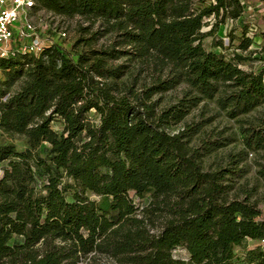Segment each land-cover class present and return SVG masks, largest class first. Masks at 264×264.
Segmentation results:
<instances>
[{"label":"trees","instance_id":"16d2710c","mask_svg":"<svg viewBox=\"0 0 264 264\" xmlns=\"http://www.w3.org/2000/svg\"><path fill=\"white\" fill-rule=\"evenodd\" d=\"M35 2L36 10L99 23L93 36L112 41L76 57L57 43L39 56L0 59V130L30 146L18 152L0 145V165L7 163L0 168V264H264L260 247L242 260L236 253L246 241L264 239V210L248 195L227 193L240 154L230 155L229 167L207 171L203 159L222 144L190 146L194 126L170 131L203 98L218 96L232 117L264 105V65L242 67L254 53L243 54L254 43L249 32L231 58L204 44L226 21L239 23L242 0ZM254 36L264 41V32ZM122 57L152 83L123 81L127 66L111 64ZM180 83L190 88L187 97L159 110L154 96ZM57 119L61 133L52 129ZM244 134L247 149H264V122ZM43 143L50 147L41 150ZM148 197L140 210L135 200ZM178 248L187 250V261L173 257Z\"/></svg>","mask_w":264,"mask_h":264},{"label":"rangeland","instance_id":"374dc122","mask_svg":"<svg viewBox=\"0 0 264 264\" xmlns=\"http://www.w3.org/2000/svg\"><path fill=\"white\" fill-rule=\"evenodd\" d=\"M242 2L246 8V13L239 20V23L226 21L220 26L219 30L204 41V44L208 50L222 53L227 58H231L236 52L242 53L238 49L239 40L242 33L248 31V35L254 38V43L243 54L244 56H249L250 52L254 53L252 59L246 61L242 67L248 71H259L261 66L264 65V53L261 52L264 41L260 37L254 36V34L260 35V33L264 32V0H242ZM32 16L44 38H54L58 44L62 45L65 50L72 52L75 57L76 54L84 50H98L111 44V35L100 33L98 36H93L95 32L100 30L99 23L91 25L90 22L78 16L73 18L62 17L46 10H35ZM210 22L213 23L214 20L212 19ZM84 28H88V31L85 32ZM210 29L211 26H208L204 31H209ZM59 30L66 31V38H59ZM231 35L236 38L234 41L230 40ZM219 40L224 43L223 49L215 46ZM111 64L113 66H127V73L123 81H128L138 87L152 83V77L148 72H143L139 66H136L127 57L111 61ZM25 79L26 77L24 76L11 84L9 86V93L14 94L17 92ZM4 81L5 76L0 74V82ZM189 91L190 88L185 83H180L166 92L155 95L154 100L159 103V110L169 108L185 99ZM194 95L195 92L191 94V96ZM90 116L93 122H99L97 114L93 112ZM263 122L264 105H260L247 114L232 117L229 109H223L219 105L217 96L213 99L203 98L196 106H191L189 115L180 124L172 127L170 131L178 133L187 126H194L197 128V131L188 138L190 146L199 147L204 141H217L222 144V147L211 152L203 159L202 165L207 171H217L221 168L229 167L230 155L240 154L242 161L238 166L239 172L228 176L225 181V184L229 187L227 193L230 197L239 195L240 198L248 195L251 202H254L259 208L264 210V149H256L255 146L253 149H247L244 143V131L251 126L258 127ZM63 128L64 124L60 119L52 123V129L57 133H61ZM0 145H14L18 152H23L30 148L26 137L11 136L3 133L1 130ZM49 147L47 143H43L40 149L44 150ZM6 166L7 163H4L0 165V168L3 169ZM1 174L2 171H0V176ZM68 183L73 184V181L69 179ZM73 193L74 189L67 191V200L70 202L73 201ZM86 196L92 201L99 200V197L94 194L87 193ZM150 200V197L144 200L136 199L135 203L142 210L149 205ZM257 247L264 250V239L260 241L248 240L242 247L236 248L239 260L245 257L247 250ZM173 257L178 260L187 261L189 254L185 248H178L173 252ZM100 264H109V262L101 259Z\"/></svg>","mask_w":264,"mask_h":264},{"label":"built area","instance_id":"2783aa9c","mask_svg":"<svg viewBox=\"0 0 264 264\" xmlns=\"http://www.w3.org/2000/svg\"><path fill=\"white\" fill-rule=\"evenodd\" d=\"M35 5V0H0V59L39 56L58 43L52 37H43L32 16ZM59 31V38H66V31Z\"/></svg>","mask_w":264,"mask_h":264},{"label":"crops","instance_id":"0c3cea01","mask_svg":"<svg viewBox=\"0 0 264 264\" xmlns=\"http://www.w3.org/2000/svg\"><path fill=\"white\" fill-rule=\"evenodd\" d=\"M260 4V3H259ZM262 4V3H261Z\"/></svg>","mask_w":264,"mask_h":264}]
</instances>
